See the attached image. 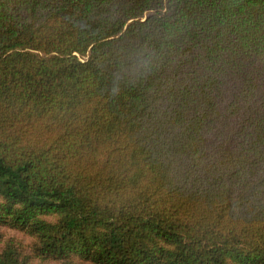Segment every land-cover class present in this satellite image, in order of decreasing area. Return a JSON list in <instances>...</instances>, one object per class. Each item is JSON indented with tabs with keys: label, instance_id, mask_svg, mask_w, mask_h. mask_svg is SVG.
Masks as SVG:
<instances>
[{
	"label": "trees",
	"instance_id": "1",
	"mask_svg": "<svg viewBox=\"0 0 264 264\" xmlns=\"http://www.w3.org/2000/svg\"><path fill=\"white\" fill-rule=\"evenodd\" d=\"M0 264H264V0H0Z\"/></svg>",
	"mask_w": 264,
	"mask_h": 264
}]
</instances>
